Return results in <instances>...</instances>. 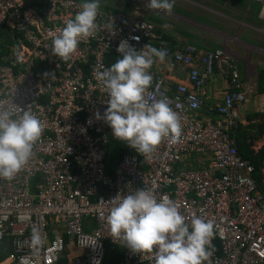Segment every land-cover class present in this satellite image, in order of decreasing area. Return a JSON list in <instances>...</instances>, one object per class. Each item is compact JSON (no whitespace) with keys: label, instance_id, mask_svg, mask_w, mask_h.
<instances>
[{"label":"built area","instance_id":"2783aa9c","mask_svg":"<svg viewBox=\"0 0 264 264\" xmlns=\"http://www.w3.org/2000/svg\"><path fill=\"white\" fill-rule=\"evenodd\" d=\"M253 1L260 5L257 31L264 32V0ZM82 3L0 0V109L33 112L44 129L28 165L13 180H0V243L12 241L11 264H65L64 253L68 264H104L108 243L124 254L120 264H154L153 254L133 255L114 243L106 225V202L139 188L174 200L189 219L195 214L214 221V252L205 264H264V194L235 141L241 106L256 88L249 67L242 78L225 48L202 51L186 44L171 50L141 14L101 8L96 34L60 60L50 51L52 39ZM121 40L137 51L146 44L166 49L165 63L187 71V82L173 85L155 73L156 63L150 70L149 91L168 98L182 132L149 159L113 138L94 116L103 114L108 99L95 73L119 58ZM215 73L227 79V91L215 116L203 119V88ZM110 141L129 151L113 170ZM192 157H203L202 164H192ZM34 231L42 241L37 247Z\"/></svg>","mask_w":264,"mask_h":264},{"label":"clouds","instance_id":"9594fccd","mask_svg":"<svg viewBox=\"0 0 264 264\" xmlns=\"http://www.w3.org/2000/svg\"><path fill=\"white\" fill-rule=\"evenodd\" d=\"M142 3L146 8L171 15L175 0H143ZM100 7L101 0H85L74 17L56 30L58 34L54 35L50 50L53 56L69 60L83 40L96 34ZM137 10L136 7L134 13H139ZM166 45L171 50L176 48ZM116 51L119 58L115 63L95 73L108 97L104 101L106 110L102 115L97 111L95 120L103 121L112 130L113 138L149 159L162 142H178L182 132L181 119L168 98L158 91H149L153 82L150 70L156 62L163 63L168 53L150 44L137 51L128 40H121ZM43 130L41 120L33 112L0 109V180H13L28 165ZM106 203L109 237L131 254H153L154 264H205L210 260L216 227L213 220L195 214L189 219L174 200L158 199L151 189L139 188L123 196L118 192ZM31 241L33 247L41 245L40 234L34 231ZM64 256L60 260L65 263L67 254Z\"/></svg>","mask_w":264,"mask_h":264},{"label":"crops","instance_id":"0c3cea01","mask_svg":"<svg viewBox=\"0 0 264 264\" xmlns=\"http://www.w3.org/2000/svg\"><path fill=\"white\" fill-rule=\"evenodd\" d=\"M79 1L85 2V0ZM142 2L143 0H139L136 3L138 6L132 5L130 2L129 6L128 2L113 0L111 9H120L130 13L134 12L137 7L139 14L155 23L159 34L166 35V41L171 48L184 44L194 45L203 51L225 47V50L237 60V67L243 78L246 77L248 67H253L255 73L258 71L257 65H260L258 60L264 58L259 55V52H264V46L256 43L262 42L261 36L264 37L263 31H257L262 26L258 19L259 7L257 12H253L248 6L242 8V0H175L172 14L168 15L162 11L144 7ZM124 3L128 4V10L124 9ZM163 16L167 19H164ZM261 44H264V41ZM154 47L158 49L156 45ZM155 73L165 80L171 81L172 83H170L173 85L178 82H187V71L172 68L165 61L163 63L156 62ZM226 90L227 79L215 73L203 88V104L201 112H199L203 119L215 116L214 110L221 104ZM251 114L256 115L259 120H264L263 94H259L255 101L247 99L246 103L241 106L242 120L244 116L250 117L248 115ZM259 141L263 142L256 149L253 147L254 151L264 145V135L257 142ZM215 247V252L218 253V244ZM12 249L13 245L11 248L10 244L0 248V264H11ZM118 253L117 264H120L124 254L121 250H118ZM74 255H76L75 251ZM68 263L69 261L65 260V264Z\"/></svg>","mask_w":264,"mask_h":264},{"label":"trees","instance_id":"16d2710c","mask_svg":"<svg viewBox=\"0 0 264 264\" xmlns=\"http://www.w3.org/2000/svg\"><path fill=\"white\" fill-rule=\"evenodd\" d=\"M159 35L161 41L167 43L165 38L166 35L164 33ZM256 74V93L264 95V69H259ZM256 119V115L250 116L248 117L249 123L247 125L239 126L235 134V141L239 154L242 158L250 161L253 165V178L256 181L259 190L264 194V145L257 151H254L253 149L255 142L260 140L264 135V124L259 123L256 125V123H254V120ZM109 148L110 152L107 156L108 166L110 170H113V168H116L122 155L129 154V151L124 144L114 141H110ZM9 244L12 248L11 240L6 239L4 242L0 243V248L6 247ZM11 251H13V249ZM118 254L116 247L110 243L106 244V258L104 264H117L119 261Z\"/></svg>","mask_w":264,"mask_h":264},{"label":"rangeland","instance_id":"374dc122","mask_svg":"<svg viewBox=\"0 0 264 264\" xmlns=\"http://www.w3.org/2000/svg\"><path fill=\"white\" fill-rule=\"evenodd\" d=\"M120 1L128 2L129 6H130V1H128V0H119V2ZM112 4H113V0H101V7L100 8L103 9V10L111 9L112 8ZM131 4L132 5H136V3H133V2H131ZM124 5H125L124 9L128 10V4L124 3ZM136 6H138V5H136ZM246 6H248L253 12H257L258 7H259L258 4H256V2L253 1V0H242L241 7L245 8ZM163 17H164V19H167L165 16H163ZM156 22L161 23L159 20H156ZM183 32H185V31H183ZM261 39H262V42H263L264 41V37L261 36ZM262 42H256V43L258 45L260 44L261 46H264V44H261ZM259 53H260L259 55L264 57L263 52H259ZM258 61H260V65H257L258 70L261 69V68L264 69V58L263 59L260 58ZM248 72H250V74H252L249 77L253 76L252 81H256V75L257 74L254 73V68L253 67H249ZM257 98H258V95L256 94V90L254 89L253 94H249L248 101H252V99H253V101H255V99H257ZM198 112H201V108L199 109ZM244 114L246 115V112ZM253 115L254 114H251V115H248V116H253ZM255 122H256V125H258L260 123L259 119H256ZM248 123H249L248 122V117L244 116L243 121H242L243 126L247 125ZM262 142L263 141H259V142H257L258 144L255 143L254 149L258 148V145L261 144ZM202 162H203V157H198V158L192 157V159H191V163L194 164L195 166H199L200 164H202Z\"/></svg>","mask_w":264,"mask_h":264},{"label":"water","instance_id":"95a60500","mask_svg":"<svg viewBox=\"0 0 264 264\" xmlns=\"http://www.w3.org/2000/svg\"><path fill=\"white\" fill-rule=\"evenodd\" d=\"M260 122H264V120L262 119V120H260ZM64 258H65V256H64V254H62L61 259H64Z\"/></svg>","mask_w":264,"mask_h":264}]
</instances>
